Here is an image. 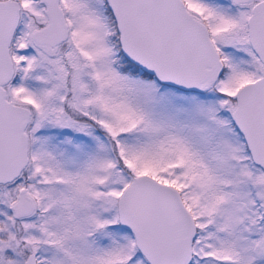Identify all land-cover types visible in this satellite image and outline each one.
Segmentation results:
<instances>
[{
    "label": "rangeland",
    "instance_id": "obj_1",
    "mask_svg": "<svg viewBox=\"0 0 264 264\" xmlns=\"http://www.w3.org/2000/svg\"><path fill=\"white\" fill-rule=\"evenodd\" d=\"M18 1L21 9L22 6L24 8L23 21L28 27L27 36L29 39L26 46L33 49V56L30 60V67L25 70L26 68H22L21 65L26 61V58H22L23 53L20 51L22 53L18 57L20 66L18 74L15 73L14 82L18 81V85H23L26 79L36 85L35 87L39 90H37L38 95L33 94L35 88L26 94L24 99L16 101L11 90L12 85H10L12 78L6 86L8 97L16 103L28 106L30 112L32 111L28 132L29 136L32 134V154L34 153V145L38 143L37 137L44 130L45 133L47 129H56L60 132L65 130L75 135H68L69 137L63 142L57 141L55 144L49 140L48 136H45L44 145H48L52 151L51 158L54 156H62L61 158H63L64 156L67 157L70 165L77 161V165H80L82 149L85 150L90 143L81 145L77 140L88 138L91 141H96V137L99 136L91 124V122L99 123V114L96 112L98 108L97 98L93 97L92 91L87 92L88 86L87 84L85 86L84 83L86 82H83L84 80L90 81L87 59L76 47L77 42H84L85 37L80 31L75 32V29L71 31L70 28L68 38L57 44L53 53L47 52L44 48L37 46L31 37L34 30L47 24L44 6L34 3V7H30L31 2L28 0ZM76 1L68 0L67 2L75 7ZM205 1L211 3L213 9L216 10L215 12L222 14L223 18L227 15L226 12L230 14L228 19L230 18L231 24L226 22L227 27L221 29L217 25H211L215 43L229 61V73L226 78L228 85H220L222 88H227L224 90L229 92L227 97L215 94L216 91L213 92L212 88L218 86L215 84L216 80L205 82L197 89H184L187 91H183L175 86L163 84L153 79H143L144 77L137 75V77L132 78L133 80L131 79L136 87L129 85L127 80L123 79V84L120 81V90L123 92L122 97L127 99L124 104L134 106L141 112L144 125L140 130V135L146 139L143 147H148L151 138H154L158 144L152 150L157 160L164 162L175 153L186 157L190 165L186 164V160L179 158L178 167L180 169L183 168V165L187 167L185 177L188 178L190 184L188 185L192 193H198L199 196H202L205 192L209 197L215 199L211 211L212 216L225 211V219L223 218L220 226L216 228L221 233L219 246L224 244L229 248L230 257L227 259L224 257L223 261L227 260L231 264H254L255 260L258 259L261 264H264V239L261 242L256 241L253 238L257 231L256 224L253 221L248 223L255 213L254 201H252L253 193L257 199L261 200L264 210V171L258 166L256 168L248 160L242 142L243 137L233 126L234 124H231L233 123L231 113L235 107V91L233 94V89L238 86L237 84L242 83L243 85L264 75V63L253 59V55L252 59H249L246 54H248L247 50L250 52V49L244 40L240 41L241 34L246 33L245 7L227 4L229 0ZM101 2L102 0H79V8H86L84 10L89 20L88 24L85 17L82 23V32L89 26L94 28V33L100 28L101 31L104 30V37L107 41L110 38L115 40L116 32L112 22L106 18L107 15L101 5L103 2ZM63 11L66 12L64 8ZM72 15L73 17L70 15V18L75 21L76 11L75 15L73 12ZM194 16L202 22H208L207 20L203 21L198 13H195ZM66 21L69 26L71 21L68 23L67 17ZM18 47L20 50H25L22 43ZM106 50L108 49L106 48ZM232 54L236 55L237 58L231 64L230 57ZM101 64L97 63V66L100 68ZM119 64H124L123 58L119 59ZM112 79L113 76H111ZM107 81L100 77L96 71L95 88L101 90L105 86L108 95L111 96L113 94V82L107 83ZM88 93L91 99L86 96ZM9 94H12V97ZM232 95L234 96L233 101L231 100ZM135 119H137L136 116ZM101 127L104 129L102 125ZM41 130L43 131L41 132ZM58 135L59 133L56 132L55 136ZM96 143L100 144V141L98 140ZM60 144L62 147L59 148ZM34 166L35 160L33 159L32 165H30L33 173L29 171L28 167L22 173L25 175L24 178L27 177V174L31 177L34 176ZM77 167L81 168L80 166ZM107 172L99 189L92 190L87 185L83 186L81 181H76L77 187L74 193L73 206L70 208L69 216L66 215L68 224L56 228L55 232L56 234L59 232L58 239L60 241L55 243L56 249L48 251L47 259L44 256L38 259L39 264H144L143 259L137 254L133 257L130 256L132 255L131 252L127 256L125 255L128 248L127 241L129 242L131 236L134 240V237L128 229L126 230L127 233L114 225L113 220H116L118 225L120 224L117 212L120 194L115 196L110 187L115 177L121 176V170L116 169L115 165L112 164ZM63 186L65 185H62V188ZM176 188L179 191V188ZM18 193L19 188L16 198H18ZM93 193L100 208L98 206V208L92 207L89 197ZM11 201L14 200H4V203L7 205ZM35 202L34 214L38 209L36 199ZM184 203L186 204L185 201ZM59 204L65 211L66 199L63 202L59 201ZM59 204H54L51 208L52 213L60 212ZM34 224H30L29 228L36 230ZM26 225L22 220H19L15 226L21 228ZM112 226L113 228H111ZM14 242L17 252L16 263L23 264L30 249H33L36 254L40 253L39 245L35 241L15 236ZM220 250H222L221 247H219V252H223Z\"/></svg>",
    "mask_w": 264,
    "mask_h": 264
},
{
    "label": "water",
    "instance_id": "obj_2",
    "mask_svg": "<svg viewBox=\"0 0 264 264\" xmlns=\"http://www.w3.org/2000/svg\"><path fill=\"white\" fill-rule=\"evenodd\" d=\"M115 19L122 54L160 82L197 89L217 80L224 64L206 25L186 8L183 0H107ZM245 2L248 0H232ZM47 24L32 32L37 46L53 53L69 28L60 0H38ZM18 0H0V183L17 178L28 162L25 128L27 107L6 97L13 76L10 44L20 20ZM249 43L264 63V0L253 5L247 20ZM231 119L243 136L252 162L264 171V75L235 91ZM25 188L13 209L16 217L33 210ZM118 220L131 231L149 264H189L196 235L195 220L178 189L148 173L132 176L117 203ZM24 264H36L29 253Z\"/></svg>",
    "mask_w": 264,
    "mask_h": 264
},
{
    "label": "trees",
    "instance_id": "obj_3",
    "mask_svg": "<svg viewBox=\"0 0 264 264\" xmlns=\"http://www.w3.org/2000/svg\"><path fill=\"white\" fill-rule=\"evenodd\" d=\"M28 1L31 2V4H29L30 7H34V3H36V5H41L38 0ZM67 1L68 0H60V3L67 12L65 17H67L68 23L71 21L69 25V32L70 28L71 31H74L75 29V32L80 31L82 36L85 37L83 39L84 42H77L76 47H78L79 52H81L87 59V71L90 81L84 80L83 82H86L84 85L86 86L87 84L88 86L86 88L87 92L92 91L93 97L97 98L98 108L96 112L99 114V123L97 124L91 122V124L94 126L101 139L98 136L96 137V141H91V139L89 140L88 138H81L82 140H77V142L81 145H87L88 143L90 144L85 148V150L82 149L80 158L81 162L79 160L80 165H77L78 161L75 164L70 165L68 163L67 157L63 156V158H61L62 156H54L51 158L53 153L49 149L48 145H44V137L48 136L49 140L55 144L57 141L63 142L64 139L69 137L68 135L72 136L74 133H70L69 131L67 132L65 130L60 132L56 129H47L45 133V130H41V132L43 131L44 134L42 132V134L37 137L38 143H36L33 147L34 153L32 154V160H35V166L33 167V178H30L28 174V178H24L25 175L22 174L12 185L13 191L19 187L29 188L34 193L35 199L38 202V209L33 218H26L22 220L25 225L26 223L27 225L18 228L16 231L11 228L9 220L1 219L0 245L15 247L14 237L19 236L21 238L38 243L40 253H37V256L39 258L44 256L47 259V253H49L48 251H53L54 248L56 249L55 243L60 241V239H58L59 232H57V234L55 232L56 228L62 226L63 224H65V226L68 224L66 215L69 216L70 208L73 206L74 193L77 187L76 181H81L83 186L87 185L89 188H92V190L99 189L100 183L104 181L109 167L114 164L116 169L121 170V176L115 177L110 186L112 192L115 193V196L121 193L124 187L129 183L131 176L137 173H148L161 181L171 183L179 188L182 198L194 216L197 228L192 244L193 257L189 264H231L227 260L223 261L224 257H226V259L227 257H230V253L228 252L229 248L224 246V244L219 246L221 241V233L216 230V228L220 226L221 220H223V218L225 219V211L219 212V214L222 213L221 215L216 214L212 216L211 211L215 199L211 196L209 197L205 192L202 196H199L198 193H192L189 187L190 184L188 178L185 177L187 167L184 165L182 169L178 167V159L180 158L181 160H186V157L184 158L178 153H175L172 155V157L165 160L164 162L157 160L152 150V148L157 147L156 144H158L154 138H151V143L148 147H143L145 144L144 141L146 139L140 135V130L144 125L141 119V112L134 106L124 104L127 102V99L122 97L123 92L120 90V81L123 84V79H125V81L127 80V83L133 87H136V85L131 81V79L137 77V75L144 77L143 79H153L158 82L160 81L154 75L140 69L122 54L113 15L106 0H102L103 3L101 2L102 9L107 15V20L112 22L113 29L116 32L115 40L114 38H110L108 41L104 37V30L101 31L99 27V29L94 33V28L88 25L90 28L86 27L84 32H82V23L85 20V17L87 19V23L89 24L88 16L84 10L86 8H79V0L76 1L75 7H72V4H69ZM184 2L187 9L193 15L198 13L202 17L203 21L207 20L209 22H206L207 24L205 22L204 23L207 25V28L211 34L212 26L217 25L218 28L222 29L223 27H227L226 22L231 24L230 18L228 19V16L230 15L228 12H226L227 15L224 16V19L222 14H217L215 12L216 10L213 9L212 4H209L205 0H184ZM232 3L233 2L231 0L227 2V4ZM75 11V21H72L70 15L73 17L72 12L75 15ZM23 20L24 8L22 6L20 22L14 33L11 43V55L14 60L16 74H18L20 66L18 63V57L23 53L22 58H26V61L21 66L27 70L30 67V60L33 56V49L29 46H26L27 40L29 39L27 36L28 27L26 24H24ZM84 26H86V24H84ZM20 43L24 44L25 50L19 49L18 46ZM106 48L108 50H106ZM217 49L220 53L221 59L224 62V70L220 77L215 81V84L218 86H214L212 90L213 92H217L215 94H218L219 96L224 95L226 98L229 92L224 91L227 88H222L220 85H228V83H226V78L228 77L229 73V61L228 58H225L222 50L219 47ZM108 56L111 59L110 61ZM120 58H123L124 64L122 65L119 64ZM236 58V55H231V64L232 62H235L234 59ZM225 59L227 60L225 61ZM97 63H102L100 68L97 66ZM96 71L100 77L108 80L107 83L113 82V94L111 96L108 95L105 86H103L101 90H97L95 88ZM16 74L13 75V79L10 83V85H12L11 90L15 95L16 101H20L24 96H26V94H29L35 88L36 92L34 91L33 94L36 93V95H38L37 90L39 89H37V87H35L36 85H33L32 82L30 83L26 79L23 85H18V81L14 82ZM111 76H113L112 80ZM237 85L238 86L233 89V94L234 91H236V89L242 85V83ZM176 88L187 91L179 87ZM11 95L12 94H9L10 97H12ZM86 96L90 97L89 93ZM37 99H39V97H37ZM231 100H234L233 95ZM39 101L41 102L40 99ZM135 116L137 119H135ZM231 124L233 125V123ZM101 125L104 127V129L101 127ZM56 132L59 133L58 136H55ZM102 132L105 133L103 134ZM98 140L100 141V144L96 143ZM242 142L248 160L254 164L251 160L244 140H242ZM61 144L58 146L59 148L62 147ZM186 164L190 165L188 161ZM77 166H80L81 168L79 169ZM255 166L256 168L259 167H257V165ZM62 185L65 186L62 188ZM188 190L191 192L190 194ZM253 197L254 198H252V201H254L255 213H253V216L251 217V220L248 221V223L253 221L256 224L257 231L253 238L256 241L261 242V240L264 239V210L262 209L261 200L257 199L254 196V193ZM64 199L67 201L65 211L62 210V207L59 204V201L63 202ZM89 200L92 202V207L100 208L98 202L95 199L94 193L90 195ZM54 204H59L60 212L52 213L51 208H53ZM113 221L114 225H116L119 229L127 232V229L122 227L120 224L118 225L116 220ZM28 223H35L34 225L37 229L33 230L32 228H29ZM111 228H113V226ZM134 244L135 243L132 236L129 237V242L127 241L128 248L127 252L125 251V255L127 256V254L131 252L132 255L130 256L133 257L137 254L143 259L144 264H149ZM219 247L222 249L220 251L223 252H219ZM67 250L69 251V249ZM255 256L256 254L254 252V257ZM254 264H261V261L256 259Z\"/></svg>",
    "mask_w": 264,
    "mask_h": 264
},
{
    "label": "flooded vegetation",
    "instance_id": "obj_4",
    "mask_svg": "<svg viewBox=\"0 0 264 264\" xmlns=\"http://www.w3.org/2000/svg\"><path fill=\"white\" fill-rule=\"evenodd\" d=\"M259 1L260 0H248V1H245V2H234V1H232L233 2L232 4H235L236 6L240 5L242 7H245L244 10L246 11V17H245L246 33L245 34H241L242 36H241V40L240 41L242 42L244 40V42H246V44L248 45V48L250 49V52L247 50L248 54H246V55L249 57V59H252V57L254 56L253 59H257V60H259V58L254 53V51L252 50V47H251V45L249 43L248 30H247V27H248L247 26V20H248L249 15L251 14L253 5L256 4ZM238 8L242 9L241 7H238ZM209 34H210V38L212 39L215 47L217 48L215 40H214V36L210 33V31H209ZM10 53H11V45H10ZM11 57H12V55H11ZM12 60H13V58H12ZM13 64H14V60H13ZM6 86H5V89H6ZM6 97H7V99L11 100L13 103L28 108V106L16 103L12 99H10L8 97L7 89H6ZM28 109L30 110V108H28ZM31 115H32V111L30 112V117H31ZM30 117L28 118V122H27V125H26V128H25V132H26L27 138H28V143H27L28 162H27L26 166L24 167V169L22 170L21 174L17 178H15L14 180H12L10 182L0 183V220L1 219L9 220L10 224H11V228H13V230H15V231L18 229L17 226H15V225H17L18 221L19 220H24L26 218H33L34 212H35V208H36V202H35L34 193L29 188L19 187L18 198L20 196L21 189L25 188L26 195L32 200L34 207H33L32 212L30 214L26 215V216L16 217L14 215L13 206H14L15 202L18 200V198H16V196H17L16 194H17L18 189L16 188V190L13 191L12 190L13 189L12 185L22 175L24 170H26L28 167L30 169L29 171H31V173H33L31 168H30V165H32V152H33V150H32V140H31L32 139V134L30 135L31 138H30V136L28 134ZM234 127H235V125H234ZM30 178H33V176L32 177L30 176ZM3 198H5V199H3ZM14 198H16V199H14ZM4 200H7V201L14 200V201H11L9 204L6 205L4 203ZM30 224H33V223H30ZM29 253H33L35 255L36 264H39L38 263L39 257L34 252V250L30 249L28 251L27 255ZM27 255H26V257H27ZM26 257H25V259H26ZM16 260H17V252H16V248L15 247L0 245V261H1L0 264H20V263H16ZM24 262H25V260H24ZM24 262H23V264H24Z\"/></svg>",
    "mask_w": 264,
    "mask_h": 264
}]
</instances>
